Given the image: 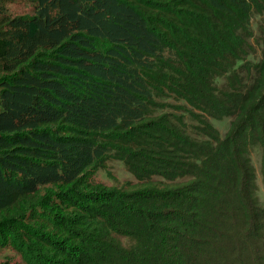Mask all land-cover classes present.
I'll use <instances>...</instances> for the list:
<instances>
[{"label":"trees","instance_id":"1","mask_svg":"<svg viewBox=\"0 0 264 264\" xmlns=\"http://www.w3.org/2000/svg\"><path fill=\"white\" fill-rule=\"evenodd\" d=\"M256 15L264 0H0V264H264ZM113 159L134 186L94 179Z\"/></svg>","mask_w":264,"mask_h":264},{"label":"rangeland","instance_id":"2","mask_svg":"<svg viewBox=\"0 0 264 264\" xmlns=\"http://www.w3.org/2000/svg\"><path fill=\"white\" fill-rule=\"evenodd\" d=\"M18 9H21L19 7ZM264 23V15H256L253 18V28L256 34L259 36V25ZM249 58L253 61H257L260 58V50L258 49L255 53L251 54ZM214 126L220 131L221 135H225L230 127V119L223 118L212 119ZM253 160L257 171V181L259 186V194L264 202V181L261 173V155L258 151L253 153ZM94 179L102 182L106 185H114L120 187H131L134 186L136 179L134 176L125 168V166L119 160L107 161L103 168H100L95 174Z\"/></svg>","mask_w":264,"mask_h":264}]
</instances>
